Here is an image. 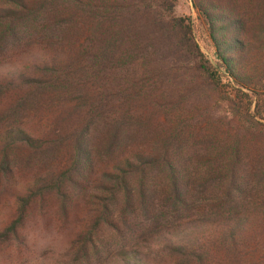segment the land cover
<instances>
[{
	"label": "trees",
	"instance_id": "obj_1",
	"mask_svg": "<svg viewBox=\"0 0 264 264\" xmlns=\"http://www.w3.org/2000/svg\"><path fill=\"white\" fill-rule=\"evenodd\" d=\"M7 1L0 45L34 40L44 54L0 83V192L20 201L0 249L20 241L28 212L66 217L92 190L98 228L79 249L84 261L106 249L109 231L126 243L123 264H264V139L254 147L264 0H192L216 64L176 0ZM229 85L224 118L249 100L241 133L206 116ZM36 111L43 133L27 125ZM20 164L33 173L22 192ZM143 234L164 263L130 245Z\"/></svg>",
	"mask_w": 264,
	"mask_h": 264
},
{
	"label": "rangeland",
	"instance_id": "obj_2",
	"mask_svg": "<svg viewBox=\"0 0 264 264\" xmlns=\"http://www.w3.org/2000/svg\"><path fill=\"white\" fill-rule=\"evenodd\" d=\"M15 6L7 0H0V13H5L6 10ZM176 16H186L190 18L192 23L193 36L199 44L202 52L213 63L218 62L215 55V47L208 32L206 19L199 14L194 7L192 0H176L175 11ZM2 26H0V30ZM28 42V43H27ZM34 40H23V44L19 45H0V83L6 73H10L14 69H31L32 56L42 57L44 54L43 46L39 47L34 44ZM37 65H39L37 63ZM223 80L228 83L227 76L223 74ZM264 82L259 83L256 87L255 100L258 101L260 96V110H264ZM263 86V87H261ZM233 86L229 85L228 93H221L217 96L215 103L207 108L209 119L213 121L215 126L224 125L230 120L232 129H238L241 133L244 129L243 117L246 115L244 106L248 105L249 100L244 97L242 108L236 117L224 118L232 110L228 103L230 93L234 95ZM256 101L252 104V109L255 107ZM217 102V103H216ZM0 104L7 105V101L0 99ZM206 109V108H205ZM44 112V110H43ZM232 112V111H231ZM44 113L36 111L29 126H35L36 132L43 133V127L46 126ZM231 115V114H229ZM264 116V112H263ZM262 124L264 120L257 118ZM255 131L257 136V144L254 143L255 148H260L262 144L260 134H264V127L257 126ZM257 145V146H256ZM33 173L28 168H20L17 172V188L22 192L26 186L32 182ZM13 190V189H12ZM95 192L89 190L80 197L81 209L80 212H69L65 217L64 212H54L45 210L41 212L36 208L32 212L27 213L26 220L21 229L22 236L19 242H7L3 244L0 249V264H123L118 253L120 252L123 243L121 238L110 233L109 231L100 234L106 249L101 247L98 257H93L89 261H84L80 256L79 249L83 245L89 232H96L97 217L96 212H92L97 201ZM20 201L17 196L9 191L0 192V230L8 227L10 223L16 218ZM206 230V229H204ZM145 234L135 238L130 242V245L138 246L148 252L150 258L159 263L165 262V255L157 252V247L150 244ZM22 242V243H21ZM102 246V245H101Z\"/></svg>",
	"mask_w": 264,
	"mask_h": 264
}]
</instances>
